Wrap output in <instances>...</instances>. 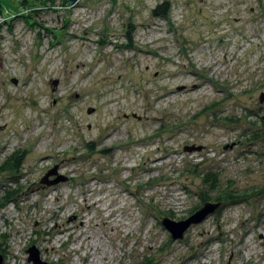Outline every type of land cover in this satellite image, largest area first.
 Segmentation results:
<instances>
[{"label":"rangeland","instance_id":"rangeland-1","mask_svg":"<svg viewBox=\"0 0 264 264\" xmlns=\"http://www.w3.org/2000/svg\"><path fill=\"white\" fill-rule=\"evenodd\" d=\"M0 9V165L26 152L0 171L3 264H34L31 246L47 264H263L264 0ZM55 167L67 180L42 183ZM227 192L248 195L182 239L162 223Z\"/></svg>","mask_w":264,"mask_h":264},{"label":"water","instance_id":"water-1","mask_svg":"<svg viewBox=\"0 0 264 264\" xmlns=\"http://www.w3.org/2000/svg\"><path fill=\"white\" fill-rule=\"evenodd\" d=\"M77 0H69L71 5L75 4ZM15 84L17 80H12ZM260 102H264V92L260 94ZM186 151H194L200 150L199 147H186ZM57 170L56 167L49 171L44 178L42 179V183L47 185H54L61 182H65L67 180L66 177L61 175H56ZM56 176L54 179L50 180V177ZM221 206V203H212L206 202L199 210H197L190 218L184 221H174L169 218H165L162 223L167 230L172 234L173 239H182L184 233L190 228L191 225L198 224L202 222L206 217L210 214H214L217 209ZM27 252L29 253L28 262H33L34 264H47L43 260H41L38 250L35 246H31L28 248ZM4 263V256L0 254V264Z\"/></svg>","mask_w":264,"mask_h":264},{"label":"trees","instance_id":"trees-1","mask_svg":"<svg viewBox=\"0 0 264 264\" xmlns=\"http://www.w3.org/2000/svg\"><path fill=\"white\" fill-rule=\"evenodd\" d=\"M68 2H69V0H68ZM170 10H171V7L168 5V3L163 2V3H160L159 5H157L153 9V14L156 15L157 17L167 18V16L170 14ZM0 17H2V10L1 9H0ZM253 136L259 137L258 133H253ZM262 136H264V134H262ZM25 160H26V152L24 150H17L15 152H13L12 154H10L4 160L2 165H0V171H9L12 173H17V172L19 173L23 167V163ZM206 177L208 180L211 181V183L213 185H216V183H217V174L216 173L209 172L205 175V180H206ZM227 193L228 194H225V195L223 194V195H220V196L215 197V198H211L210 196L207 195V197L202 200L203 202L201 204V207L205 202L223 203L222 201H225V200L244 199L245 196L248 195L244 192H238V193L227 192ZM15 196H16V192L13 188H11V187L4 188L2 191V196L0 197V209H2L6 204H8L10 201H12ZM0 253H2V252L0 251Z\"/></svg>","mask_w":264,"mask_h":264},{"label":"bare ground","instance_id":"bare-ground-1","mask_svg":"<svg viewBox=\"0 0 264 264\" xmlns=\"http://www.w3.org/2000/svg\"><path fill=\"white\" fill-rule=\"evenodd\" d=\"M86 206H87V208H90V204L87 203ZM104 224L107 225V224H109V223H108V221L105 220V221H104ZM86 239H87V240H90L91 237H90V236H86ZM99 245H100V243L97 242V245L94 246V247H95V250H100V249H99V248H100ZM251 252H252V251H251ZM253 252L255 253V252H256V249H255ZM251 254H253V253H251ZM245 259H246V263H247V264H250V263H251V262H249V259H250V258L247 259V258L245 257ZM262 261H263V264H264V260H262Z\"/></svg>","mask_w":264,"mask_h":264}]
</instances>
